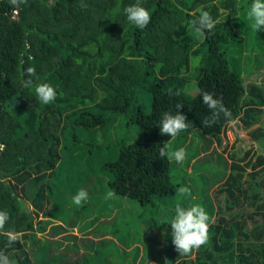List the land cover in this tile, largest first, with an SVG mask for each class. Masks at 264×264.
Returning a JSON list of instances; mask_svg holds the SVG:
<instances>
[{
	"label": "trees",
	"instance_id": "1",
	"mask_svg": "<svg viewBox=\"0 0 264 264\" xmlns=\"http://www.w3.org/2000/svg\"><path fill=\"white\" fill-rule=\"evenodd\" d=\"M134 3L26 0L15 6L0 0V211L10 217L0 231V251L13 264H100L87 259L93 254L84 248L79 249L81 260L54 257L59 250L70 251L62 247L66 238H77L69 232L72 228L53 223L48 208L52 182L64 164L73 171L70 177L82 173L84 181L92 171H108L110 190L152 214L141 212L143 223L169 231L166 258L159 263L153 258L156 264H264V83H243L246 53L240 36L252 0H141L151 14L143 30L127 20L125 9ZM201 9L217 21L202 39L192 24ZM199 55L194 75L198 90L190 96L184 89L190 57ZM29 67L36 69V76L26 73ZM43 83L57 92L48 105L41 104L34 91ZM204 91L222 99L231 112L229 120L221 114L216 124L204 127L202 122L211 115L202 102ZM143 100L150 101L149 112L143 110ZM177 103L183 105L179 110ZM176 111L191 127L174 146L192 144L191 157L207 152L214 140L226 150L222 135L232 121L248 130L249 139L237 136L228 159L221 152L215 158L205 153L202 162H215L222 170L204 169L195 180L181 164L159 156V149L171 140L160 135L159 122L164 112ZM136 125L141 130L132 134ZM190 132L206 138L188 141ZM246 139L256 147L254 157H248L251 149L240 154L235 148ZM114 145L118 152L106 154ZM98 151L106 154L101 165L92 159ZM181 186L190 187V198H178ZM174 196L170 208L177 202L185 208L201 204L210 217L215 215L208 243L187 256L175 250L171 225L160 221L172 213L163 198ZM12 236L15 242L9 243ZM106 236L80 239L95 243ZM93 253L101 256L98 249ZM108 255L117 259L102 264L152 258L135 241Z\"/></svg>",
	"mask_w": 264,
	"mask_h": 264
},
{
	"label": "rangeland",
	"instance_id": "2",
	"mask_svg": "<svg viewBox=\"0 0 264 264\" xmlns=\"http://www.w3.org/2000/svg\"><path fill=\"white\" fill-rule=\"evenodd\" d=\"M249 5L250 3L248 6ZM236 19L238 21H242L243 17ZM247 24L248 21L246 20V25L241 23L240 27L243 30L242 35L240 34V36L243 39L242 42L246 53L245 61L242 63L243 83L254 80L255 82L264 83V56L262 53V51L264 52V30L255 33ZM251 48L252 51H250ZM229 57H231V54ZM200 59L201 55L190 57V68L187 73V83L184 86L185 92L190 96L196 94L198 90L194 75L199 67ZM250 65H252L253 68L250 67ZM255 73L257 75H255ZM146 99H148V97ZM141 103L143 110L145 112H149L151 108L150 101L145 102L143 100ZM240 125V122L232 121L226 130V134L222 135L224 141L223 146L226 145V150L224 151H222L220 146H217V143L214 140L209 146L207 152L200 150L197 155L191 157L190 152H188V146L192 144H184L176 148L174 146L175 141L184 136V132L180 133L175 140H170L167 143L171 144L173 150L174 148H184L186 150L187 158L180 166L186 171V174L192 176L195 180H199L200 172L204 169H208L213 173H217L222 170L220 167L218 168L216 166L215 162L203 163L201 158L205 153H213L215 158L216 154L221 152L228 159V152L231 151L230 149H232L233 144L236 142L237 136H243L249 139L247 135L248 130L241 128ZM140 130V127L137 125L133 128L131 127L132 134H137ZM201 135L202 133L200 134L199 132H190L186 134V138L188 141L191 140L194 142H201ZM202 137L206 138L205 135H202ZM248 139L245 140V144L236 145L235 148L239 150L240 154L247 149H251L248 157H254L256 147ZM108 150L109 151L106 154H110V156L118 152L117 146L115 145ZM258 152H260V150H258ZM100 153L102 152L98 151L99 155H94L92 157L96 165H101L106 160V154L101 155ZM241 163L244 164L245 161L243 160ZM247 171H251V169L247 168ZM72 172L73 171L70 166H65L64 164L62 165L57 177L54 182H52L54 189L52 191V196L50 198L51 201L48 204V208L49 210H53V223H60L66 225L67 228H72L69 232L75 234L77 238H66V240L62 242V247H68L70 251L68 252L67 249H62L61 251L59 250L58 254L54 257L57 258L58 256H61L62 260L71 261L72 259L74 260L78 257V260H81L83 256H81L82 253L79 249H82L83 252L84 248L85 253L93 254L92 257H87V259L89 258L91 261L97 260L96 262H100V264H102L103 262L117 259V256L115 255H108L112 251L117 254L122 250V247L127 249V247L131 246L133 241H135V244H138L141 252H145L148 256L152 257L150 259L145 258L144 261H139V259H137L135 264H156L154 259L159 263V258H166L167 244L165 241L169 231H167L165 227L152 229L151 224H148L147 222L143 223L140 219V214L144 208L135 200L116 194L114 197L108 198L107 193L110 190L108 182L112 178L111 173L103 170L101 172L92 171L89 173V180L84 181L86 178H83L82 173L80 177L73 176L74 178H72L70 177ZM78 190H84L88 193L87 199L82 202L81 206H77L73 203V197L77 194ZM175 198L176 196L163 198V205L172 213L168 219L163 218V220H160L161 222H167L172 217L174 209L170 207L173 206L172 203L175 202ZM145 215L152 214L150 212H146L144 213V216ZM214 216V213H212L211 217L214 218ZM113 218L116 221L115 223L110 222ZM116 229L120 230V233H115L114 231ZM49 234L51 235L50 231ZM39 235L41 236V234ZM85 235H88L89 237L107 235V238L103 241L92 243L90 241L86 242L85 240L80 239V237ZM145 235L148 238H144ZM170 240H172V236H170ZM97 249L101 252V256H97L93 253L94 250ZM64 254H67L68 256H63ZM74 254L75 256H73ZM104 255H108V257H104Z\"/></svg>",
	"mask_w": 264,
	"mask_h": 264
},
{
	"label": "clouds",
	"instance_id": "3",
	"mask_svg": "<svg viewBox=\"0 0 264 264\" xmlns=\"http://www.w3.org/2000/svg\"><path fill=\"white\" fill-rule=\"evenodd\" d=\"M26 3V0H10V4L18 6ZM86 7V5H81ZM125 14L129 23L133 24L136 28L143 30L151 22L150 12L141 5V0H136V3L128 6L125 9ZM246 20L250 29L257 33L264 30V0H252V3L248 6L246 11ZM217 21L213 19L209 11L199 10V15L192 21L194 30L201 35L205 32H211L214 30ZM26 73L30 76H36V69L29 67L26 69ZM31 84V81L28 82ZM36 97L43 105L52 103L57 96L56 90L47 83H43L35 86L34 88ZM171 94V93H170ZM202 102L210 110L211 115L202 122L204 127H211L216 124L221 114L225 120L231 118V112L225 107L222 99L214 98L213 94L209 92H202ZM182 104L177 103L176 109L182 108ZM160 135H166L171 140H175L180 133L186 132L191 123L187 120L184 114L176 111L174 114L170 112H164L159 122ZM159 156L167 159L168 161H175L177 164H183L187 158V153L184 148H178L173 150L170 143H165L163 147L159 149ZM115 196L113 190H109L107 193L108 198ZM178 198H190L191 189L188 186H181L177 189ZM88 197V193L84 190H80L74 197L73 203L77 206H81L82 202ZM174 216L167 224L171 225L172 229V244L175 246V250L179 255L187 256L193 253L194 250L200 249L206 245L209 240V229L211 224L215 221L207 213L205 208L201 204H192L189 207H182L177 202L174 209ZM9 215L6 211H0V231H3L6 223L9 220ZM16 237H10L9 243L15 242ZM0 264H13L3 251H0Z\"/></svg>",
	"mask_w": 264,
	"mask_h": 264
}]
</instances>
